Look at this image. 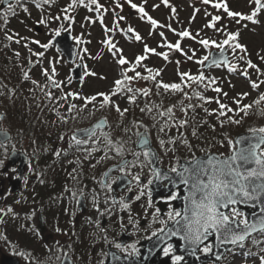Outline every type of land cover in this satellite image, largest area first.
<instances>
[{"label":"rangeland","instance_id":"1","mask_svg":"<svg viewBox=\"0 0 264 264\" xmlns=\"http://www.w3.org/2000/svg\"><path fill=\"white\" fill-rule=\"evenodd\" d=\"M59 1L61 11L53 13L47 8H31L22 17L23 21L13 23L8 29L9 34H14L15 37H13L21 43L12 49L15 50L13 52L20 53L22 63L27 66L38 59V63L35 62L37 64L33 66V75H35L33 85L43 88L46 83L50 89L49 85L54 84L57 98L62 99L63 104L68 108L80 95L87 99L95 96L94 101L102 102L103 97L99 95L100 93L109 95L110 101L114 100L116 105L121 107L120 99L128 89L137 88L144 92L150 88L151 83L142 75V72L150 67L153 71L152 77L159 75L166 84L174 83L175 79L185 74L197 77L204 74V57H208L214 49L220 50L219 45H227L230 67L213 69L208 72L210 76L206 77L214 82L213 89H209L211 91L209 95H213L214 101L205 117L204 129L193 126L194 132L203 131L202 135L197 137L198 140L191 144L192 142H188L187 138H183L186 106L190 102V97L186 95L169 108L172 111L167 112L164 118L165 110H162L160 115L156 110L153 111L155 116L153 121L160 123L157 125L159 129L157 136L151 135V137L157 140L158 145L161 144V149L166 154L164 160L175 167L181 159L191 160L209 152L227 156L233 151L235 136L227 138L222 125H226L228 120L240 119L239 116L245 114L241 109L246 105L252 106L264 94V6L258 8L255 0H208L207 3L204 0H166V2L165 0H131V3L129 0H96L95 3H92V0H83V3L80 0ZM133 3L137 5V8L131 6ZM218 4H226L229 11L238 12L244 16L252 15L254 11L256 15L253 20L241 19L239 16L232 17L224 11L223 7H217ZM261 4L264 5V0H261ZM140 7L147 13L146 16L142 12L139 14ZM148 17L157 23L153 25ZM216 17L220 19L217 20ZM36 26L42 28V33L35 31ZM125 28L133 30L134 36L131 40L124 34ZM56 31L60 34L72 33L78 47L76 62L83 63L86 74L83 84L73 83L72 66L68 65L60 54H57L58 50L52 45ZM184 32H188L189 35L185 37L182 35ZM137 34L141 37L140 40H136ZM232 35L236 36L235 40L231 39ZM225 40H228V44H223ZM202 41H208L207 46ZM237 43L242 45L243 49L235 48ZM45 44L50 46L42 47ZM176 44L180 45L179 49L169 47ZM146 48L154 49V51H148ZM141 56L144 59L137 62V58ZM121 57L127 63L120 64ZM202 60L203 63H200ZM249 61L256 67H249ZM136 73L140 75L137 76ZM125 76L133 77V79L126 80ZM117 80L123 81L120 90H117ZM217 83L219 86L220 83L223 84L221 92L215 90ZM253 84L258 87L254 88ZM33 85L28 89L32 90ZM244 93L247 95H243ZM66 98L69 99L67 103ZM146 98L147 101L152 102L148 95ZM221 104L227 107L221 109ZM71 109L73 112L76 110L73 106ZM227 109L232 111L229 112ZM221 111L225 115H221ZM6 125L7 123L3 122L1 128H6ZM26 140L24 138V145ZM164 140L170 141L166 151ZM15 143L18 142L15 141ZM195 143H198L202 150L197 151ZM133 151L136 160L145 165V155L136 151L135 148ZM30 168L32 171L31 165ZM33 176L36 177V173ZM28 185L29 189L26 192L28 202L25 205H20L22 200L20 192L0 196V228L6 229L7 232V229L12 227L4 222L3 217L9 210L14 211L16 220L19 221H15L13 232L22 234L14 233L13 238L25 245L30 256L40 257L39 262L47 258L52 260L56 255V251L52 248L53 242L50 241V244L44 246L38 231L35 230L39 209L42 207L48 209L45 215L46 223L50 228L49 233L55 232L56 236L63 235L69 226H74L78 235V228L84 219L79 221L78 216V219L71 220L68 213L63 215L58 209L55 210L52 205H49L55 199L52 198V193L47 194L50 198L39 199L37 186L29 182ZM168 220L173 221L174 218L170 219L167 215L164 221H158V218L152 217L146 222L144 232L148 230L152 234L151 230L157 221L159 227H164ZM7 237L10 238L9 235ZM110 239L111 236L105 238L107 242ZM5 249H3L4 252ZM255 256L250 257L241 249H234L228 254V264H262L261 258L264 254L259 253Z\"/></svg>","mask_w":264,"mask_h":264},{"label":"flooded vegetation","instance_id":"2","mask_svg":"<svg viewBox=\"0 0 264 264\" xmlns=\"http://www.w3.org/2000/svg\"><path fill=\"white\" fill-rule=\"evenodd\" d=\"M35 62L38 63V59ZM35 64L31 65L30 70H33ZM66 97L68 96L66 95ZM68 100L65 99L66 103ZM38 104L39 128L41 133L49 139H41L40 141L36 177L33 176L35 172L34 170L31 171L30 163L25 170L20 184V193H22L20 205H25L28 202L26 199L28 198L26 193L29 189L28 182L34 183L37 186V198H50L47 194L52 193V198L55 199L49 205H52L55 210L58 209L63 215L68 213L71 220L78 219V216L80 217L79 221L84 219L78 228V235H76L77 229L74 226H69L63 235L56 236L55 232L49 233L50 228L46 223L45 215L48 209L44 207L39 209V212L42 211L44 214L46 230L44 233H41L37 228L35 230L38 231L44 246L50 244V241L53 242L52 248L57 255L53 256L54 258L51 257L54 264H62L66 255L70 256L73 264H104L110 248L119 251L121 254L131 256L137 254L141 248V241L153 237V233L156 235L161 229H164L165 226L159 227L158 221H164L167 215L169 217L170 212L173 215L178 212L173 205L174 199L172 198L173 196L177 197L178 191L175 190L172 194L166 195L167 190L164 188L168 186V183L163 181L159 186L161 195L154 197L152 184L156 174L152 169L148 154L145 155L147 151H139L145 155L146 162L145 165H142L136 160V155L131 147L128 148V153L122 146L108 149L107 137H120L124 135L123 132L97 131L92 137L74 139L76 130L69 132L57 129L58 126H53L59 119L63 120L62 128L68 126L66 121L72 117L71 106L76 108L75 112L78 113V118L84 117L90 120L92 101L89 102V99L78 98L68 108L67 105L63 104L62 99L57 98L56 86L51 84L50 89L42 88L39 90ZM165 114L167 115V111L164 112L163 116ZM0 118H2L1 115ZM5 129L10 130L7 127ZM51 133H53L54 138L50 137ZM21 138V144L24 145V138L22 136ZM12 141L13 133L10 142L0 143V160L4 162L1 168L2 177L0 178V196L2 197L6 193L8 195L14 194L11 192L10 181L19 176L18 164L10 166L6 172L3 171L11 152L14 150H9V144ZM77 141L81 142L77 143ZM28 143L29 140L27 139L24 147ZM120 144L122 145L123 141H120ZM118 149H120V153H118ZM158 151L160 165L165 170L172 172L171 169L176 167L169 165L168 161L164 160L166 154L162 149H158ZM125 159L127 162L123 166L106 177V172L110 168L120 164ZM136 176H139V180L134 179ZM80 198H84L86 204L85 214L79 210ZM110 204H112L111 208ZM140 217L142 219H139ZM152 217L158 218V221L156 224L154 223L151 234L148 230L144 232V228L148 219ZM169 221L171 220L167 222ZM13 228L7 229V232L6 229L0 228V256L17 257L21 264H36L40 257L30 256L25 245L18 243V240L13 238L14 233L22 234L21 232H13ZM156 229L158 230L155 231ZM108 236H111L109 242L105 240ZM168 247L169 245L165 248ZM201 253L204 254L203 251ZM172 254L171 247L168 255ZM162 256H166L164 251ZM173 257L172 262H174Z\"/></svg>","mask_w":264,"mask_h":264},{"label":"trees","instance_id":"3","mask_svg":"<svg viewBox=\"0 0 264 264\" xmlns=\"http://www.w3.org/2000/svg\"><path fill=\"white\" fill-rule=\"evenodd\" d=\"M1 3V0H0ZM50 9L53 13L62 10L59 0H17L11 8L0 10V114L5 113V122L13 132L14 139L9 144V150L12 148L24 149L30 156L32 170L37 173L38 171V148L40 147L41 139H49L45 134L41 133L38 122V85H33L35 82L34 75L30 73L27 68L25 69L22 64V56L19 52H13L12 48L19 45L15 35L9 34L8 29L13 23L21 22L22 17L30 11L31 8ZM27 9V11H25ZM27 21V20H26ZM240 32V31H239ZM11 35L12 39H8ZM14 36V37H13ZM21 44V43H20ZM217 69V68H215ZM219 69V68H218ZM138 71V70H137ZM210 71L203 72V81H194L190 76L184 75L183 77L174 80L175 84L181 86V90L168 89L165 90L162 86L163 80L159 75L155 76L154 80H148L151 83L150 88L147 89V95L152 99V102L147 101L144 92L139 91L137 88H132L131 91H125L120 99L122 106L116 105L114 100L106 106H101V101H92V114L91 119L87 120L84 117L78 118L77 112H71L72 117L66 123L67 127L62 128L63 120H56L53 126L60 130H76L90 125L101 117L107 118L109 127L106 132H123L124 135L120 137L108 136L107 147L108 149L124 147L125 150L134 144L139 131L147 130L152 136H157L158 122L153 121V111H161L168 109L177 102L180 98L189 96L190 102L187 103V119L185 120V136L195 142L202 132H194L193 126L204 127L205 117L208 113L209 107L213 105V95L209 89H213L211 80L206 79L210 76ZM27 74V78H25ZM180 81V82H178ZM173 84V83H171ZM33 85V92L27 94L28 87ZM193 86V87H192ZM215 86V85H214ZM223 84L220 86L217 83V88L222 90ZM28 89V90H27ZM191 90L189 93L188 91ZM262 92V91H261ZM263 93V92H262ZM134 98V99H133ZM117 106L120 111L118 112ZM126 109V111H125ZM79 112V109L77 110ZM123 113V114H121ZM203 116V119L198 120L197 116ZM232 116V115H231ZM239 123H232L228 120L226 125H222L223 131L226 133L227 138H233L241 132H248L253 128L264 127V101L254 102L251 107L247 109V114L239 116ZM0 120V126H1ZM206 134V130H204ZM23 138L29 140L26 147L19 144ZM54 138L53 133L50 134ZM18 142V143H15ZM123 141V144H120ZM154 143H158L154 140ZM120 153V149H118ZM0 165V169L3 166ZM1 211V210H0ZM4 222L15 225L16 217L14 211L9 210L7 215L3 217ZM242 250L246 255L253 257L259 253L264 254V233L252 237L246 245L237 250ZM256 257V256H255ZM227 257L221 264H228ZM36 264H54L53 260L44 259L42 262L36 261Z\"/></svg>","mask_w":264,"mask_h":264},{"label":"snow or ice","instance_id":"4","mask_svg":"<svg viewBox=\"0 0 264 264\" xmlns=\"http://www.w3.org/2000/svg\"><path fill=\"white\" fill-rule=\"evenodd\" d=\"M83 3V0H80ZM96 0H92V3H95ZM166 2V0H165ZM205 3L208 0H204ZM258 8L264 5L261 4V0H255ZM131 3V0H129ZM133 8H137L136 4H131ZM217 7H223L224 11L228 13L229 16L237 17L241 19L253 20V17L256 15L254 11L252 15L244 16L238 12H231L228 10L226 4H218ZM11 8V5H9ZM140 12L144 13L146 16L147 13L144 12V9L140 7L138 9ZM27 11V9H25ZM150 22L155 25L157 22L151 17H148ZM215 19L219 20L220 17ZM129 31H133L129 29ZM56 36L60 35L59 31H56ZM184 36H188V32L182 33ZM136 40H140L141 37L137 34L135 36ZM8 39H12L11 36ZM232 40L236 39L235 35L231 36ZM38 43V42H37ZM111 43V42H108ZM202 43L207 46L208 41H202ZM223 44H228V40H225ZM49 44L42 45V47L47 48ZM115 47V45H111ZM169 47H175L179 49L180 45H169ZM223 48V45H219ZM235 48L243 49V46L236 44ZM148 51H154V49H147ZM165 58H167L165 56ZM144 57H138L137 62L143 60ZM208 57H204V60H207ZM120 64H125L127 61L121 57L119 60ZM203 63V60L200 61ZM213 63H216L214 60ZM249 67L255 68L256 66L248 62ZM151 71V69H149ZM158 74V73H157ZM95 75V73H92ZM139 76V73H136ZM186 75V74H185ZM27 78V74H25ZM153 79L155 77H152ZM126 80H131L133 77L125 76ZM147 79V77H145ZM190 79L195 81H203L204 76L200 75L197 77H190ZM123 84L122 80L116 81L117 90H120ZM165 90H181L179 84H161ZM253 87H258L253 84ZM131 91V89H128ZM217 92L220 91L219 88L215 89ZM145 95L147 91L145 90ZM103 97L101 106H106L110 103V96L100 93ZM115 95V92H113ZM226 95V94H225ZM243 95H247L244 93ZM95 96L89 98V102L94 101ZM134 99V98H133ZM260 101H264V94L260 96ZM259 102V101H258ZM74 107V106H73ZM227 106L221 104L220 108L225 109ZM251 107L246 105L241 111H244L247 114V108ZM120 111L117 106L116 109ZM229 112L232 109H227ZM126 111V109H125ZM172 110L168 109L170 113ZM123 114V113H121ZM225 115L223 111L220 113ZM232 123H239L238 120H232ZM250 132L253 135V142H249L246 147L240 148L238 151H234L230 156L223 159H217L210 157L205 164H200L197 162V167L195 169L185 168L184 173H187V176H184L183 173H180L182 176V182L184 184H190V192L186 199L190 203L191 207L185 208L183 215L184 223L182 228H178L176 231H170L171 235H178L181 231L183 235L181 239L185 240L188 244L193 246V254L197 250V247L204 243L213 232L217 234V239L221 244L223 243H232L237 244L238 242H243L247 236L252 232L257 230L264 232V215H262L257 223H249L248 219L245 217V214L240 212L237 208L231 207L230 211H223L224 209H229L231 205H236L238 203H247L248 201L260 200L261 197H264V127L250 129ZM75 139V137H73ZM81 141H77L80 143ZM163 143V142H161ZM231 143V141H230ZM237 144L244 143V139L237 140ZM147 155V153H145ZM2 165V162H0ZM172 172H176V168L171 169ZM159 175V173H157ZM206 177V179H205ZM134 179L139 180V176L134 177ZM151 183V181H149ZM175 199V197H172ZM139 199V197H137ZM127 207V205H124ZM190 213V214H189ZM261 213H264V208L261 209ZM175 216H181L180 212H176ZM169 218L173 219V214L169 213ZM177 224L180 221L176 222ZM242 226V227H241ZM163 231V229H161ZM155 235V233H153ZM119 247V245H117ZM204 253H209L212 251L211 246H204L200 249ZM171 251V245L168 248L164 249V254L168 255ZM219 259V257H217ZM183 259L182 256H174V264H180V261ZM262 259V264H264V257Z\"/></svg>","mask_w":264,"mask_h":264},{"label":"water","instance_id":"5","mask_svg":"<svg viewBox=\"0 0 264 264\" xmlns=\"http://www.w3.org/2000/svg\"><path fill=\"white\" fill-rule=\"evenodd\" d=\"M16 0H3L1 7H7L12 2ZM37 32H42L40 27H36ZM129 38H132V33L128 30L125 31ZM60 51V53L64 56L67 63L69 65H74L77 57V46L73 41L72 34L67 32L63 35L56 36L53 41ZM216 63H213V61ZM219 65H226L230 66V58L228 54L227 46H224L221 50H213L210 54L209 59L205 64V70ZM72 78L75 83H82L85 80L84 74V66L82 62H79L77 66H74L71 70ZM107 120L101 119L94 123L92 126L79 130L75 133V137L79 139H83L85 137L92 136L97 130L106 129L107 128ZM12 138V134L10 131L6 129L0 130V142L5 144L10 141ZM244 139V143L237 144V140ZM249 142H253V135L251 132H244L239 134L234 139V145L236 149L234 151H238L242 147H246ZM136 147L138 150H148V154L150 156L152 162V168L155 171V181L152 184V190L154 192V197H158L160 194L159 186L163 181L168 183V186L164 188L167 190L166 195L172 194L175 190H178V194L176 199L174 200L175 207L180 211L181 216H178L174 222H169L166 225V228L158 233L156 236L144 240L141 242V249L140 251L135 254L134 256L130 255H122L119 251L115 249H109L108 257L104 264H173L171 261L172 256H165L163 257V251L167 245H172L174 249V254H178L184 257V259L180 262V264H218L226 254L231 251L233 248L237 246L244 245L250 237L255 236L257 234L263 233L259 230L252 232L243 242H238L237 244L232 243H223L221 244L217 239V234L213 232L210 236H208L207 240L204 241L203 244L197 247V250L193 254V246L188 244L185 240L181 239L183 232L181 231L178 235H171L170 231H176L178 228H182L184 223L183 215L185 212V208H190L191 205L186 199L190 192V184H184L182 182V176L180 173H183L184 176H187V173H184L185 168L195 169L197 167V162L200 164H205L210 157L223 159L227 156H220L217 153H208L204 155H200L193 159L192 161H185L181 160L177 171L172 173L169 171L164 170L159 165V157L158 152L153 146L152 139L148 132L144 131L138 135V140ZM264 147V146H262ZM29 163L28 155L23 151L14 150L9 156L8 163L6 165V169L10 166H18V173L19 177L15 180L10 181L11 191L18 192L20 191L21 187L20 184L22 182L26 166ZM126 161L122 162L120 165L112 167L106 173V177H108L113 171L117 170L119 167L123 166ZM159 173V175H157ZM126 179V178H123ZM206 179V177H205ZM119 184V183H118ZM231 207L237 208L240 212L245 214V217L248 219L249 223H257L264 213H261V209L264 208V197H261L260 200L256 201H248L245 203H238L236 205H231L229 209H224L223 211H230ZM79 209L85 213L86 212V205L84 202V198H80ZM190 214V213H189ZM38 229L41 233H44L46 230L44 216L42 211L38 217ZM180 221L179 224L176 222ZM242 227V226H241ZM211 246L212 251L201 255L200 249L204 246ZM219 257V259L217 258ZM0 264H21L17 257H11L4 255L1 260ZM62 264H73L69 255H67Z\"/></svg>","mask_w":264,"mask_h":264}]
</instances>
